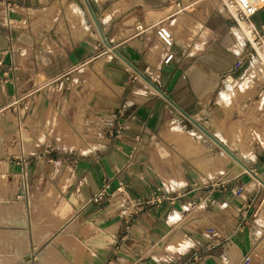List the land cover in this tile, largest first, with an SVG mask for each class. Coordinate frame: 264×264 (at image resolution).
I'll list each match as a JSON object with an SVG mask.
<instances>
[{"label": "crops", "instance_id": "crops-1", "mask_svg": "<svg viewBox=\"0 0 264 264\" xmlns=\"http://www.w3.org/2000/svg\"><path fill=\"white\" fill-rule=\"evenodd\" d=\"M55 1L0 0V100L20 98L0 114V237L26 236L24 250L0 243V264H264V146L210 134L225 159L200 130L229 77L263 95L236 22L207 0L195 13L184 0H59L63 32L42 12ZM251 20L259 29L264 8ZM105 178L169 200L126 220L121 195L92 202Z\"/></svg>", "mask_w": 264, "mask_h": 264}, {"label": "rangeland", "instance_id": "rangeland-1", "mask_svg": "<svg viewBox=\"0 0 264 264\" xmlns=\"http://www.w3.org/2000/svg\"><path fill=\"white\" fill-rule=\"evenodd\" d=\"M207 1L213 2L214 9H218L222 11L225 15H227L226 11L223 8L222 0H207ZM196 2L197 0H184L183 1L185 6L192 13H195V3ZM60 3L61 2H59V0H56L50 8L44 9L42 12L48 14L49 17L54 21L52 25L53 24L57 25L58 23L59 25L57 26V29L59 31L61 30L65 32L66 26H65L64 19L62 17V9H61ZM64 6L66 7V9L68 8L67 5L64 4ZM29 13L33 19H35L37 15H41V13H37L34 10H30ZM55 21H57V23H55ZM182 24L183 23L181 22L179 25L180 28H182ZM79 25H81V23ZM246 26H247V30L250 32L251 30L250 26L249 25H246ZM50 27L51 26H49L48 29ZM34 29L36 30L37 27H35ZM195 30L196 28H194L193 31ZM234 31L236 35L238 36V40L240 41V44H243L248 39L245 29L237 25L235 26ZM85 33H88L87 29L82 28L81 33H79L78 35H75L77 40L81 38V36L84 35ZM206 37H207V32L205 31L204 38ZM108 58H110V56H107L105 59H108ZM252 61L254 63V65L252 66L254 67L256 66L258 68L259 67L258 62L254 59H252ZM100 62L104 63L103 60H101ZM101 65L102 64L96 63V69L100 70ZM254 67L252 69H254ZM252 77L253 75H251V79H253ZM256 78L262 79L263 84H264V76H256ZM94 79L97 80V87L100 88L102 83L96 77ZM229 81L233 82L232 84L233 87L231 86L233 89H232V92H230L229 89H227L230 87L228 86L226 89H224V91L221 92L220 99L223 98V102L218 101L219 104H221L220 105L221 113L217 112V109H214V111H212L213 108L211 107L208 111L207 119L203 121V124H202L203 128L202 127L200 128L203 135L212 143V145L218 148L220 152H222V154L219 155V157L225 158V159H231V157L225 155L224 150H222L217 145V143L213 140L212 135L216 137V135H218L217 133H222L224 136H233L234 138L240 140V141H237V140L236 141L238 145L240 146H241V143H243L242 145L243 148H241V151H243V153H244V150L245 152H248V151L250 152L253 146L257 143L259 145L264 146V92L261 98L258 99L257 96L260 95V93L255 88V85L253 83L251 86H249L250 80L248 79L238 80L235 77H229L228 82ZM228 92L230 93L228 94L227 99L222 97L224 93H228ZM15 97H18V96H15ZM248 99H250V101H248ZM182 135L187 136L184 133H182ZM180 139L182 138H175V137L169 136V137H165L164 140H166L168 143H174L177 149H183V147H185V144L183 143V140H180ZM219 140L221 141L220 146L222 144L223 146L224 145L226 146V144H228L227 141L225 140H222V139H219ZM192 146H195V148H200L201 144L198 142H194V144L192 143ZM189 148L191 147L189 146ZM204 150L206 149L204 148ZM236 164L237 166L239 165L238 163ZM240 169L244 170L242 166H240ZM115 189H112V186H111V190H115ZM13 222H14L13 224L15 225L20 224L17 220H14ZM9 236L8 234L5 236L1 235L0 243L2 244V246H5L6 248L7 247L11 248L12 246L16 245L21 250H24L23 247L25 246L24 245L25 238H26L25 235H22L19 232L11 231ZM24 248H26V246ZM14 256L15 255L12 254L11 257L14 258Z\"/></svg>", "mask_w": 264, "mask_h": 264}, {"label": "built area", "instance_id": "built-area-1", "mask_svg": "<svg viewBox=\"0 0 264 264\" xmlns=\"http://www.w3.org/2000/svg\"><path fill=\"white\" fill-rule=\"evenodd\" d=\"M222 3L227 16L233 19L239 27L246 30L248 36L247 40L251 48L252 59L258 62L259 67H264V24L257 29L251 20L254 14L264 8V0H222ZM6 6L8 10L15 7L14 3L11 1H7ZM243 24L250 26V32L243 26ZM157 32L164 44L167 46L173 45L172 32L165 23L160 22L158 24ZM173 56L174 53L172 52L167 54L166 62H169ZM19 102V97H14L10 101L0 100V114H3L8 109L18 108ZM122 130L123 126H119L116 136H120ZM32 161V158L23 157L21 166L25 169ZM117 194L123 197L120 217L126 220H130L142 212L150 210L151 208L160 207L164 202L169 200V197L166 195L162 187L157 188L156 192H154V194L150 197L132 198L129 196L124 182L120 181L116 186V189L111 190L110 179L105 178L100 190L92 197V202L101 204L110 200ZM20 196L21 195H18V197Z\"/></svg>", "mask_w": 264, "mask_h": 264}, {"label": "bare ground", "instance_id": "bare-ground-1", "mask_svg": "<svg viewBox=\"0 0 264 264\" xmlns=\"http://www.w3.org/2000/svg\"><path fill=\"white\" fill-rule=\"evenodd\" d=\"M243 26L247 29V26H246V24H243ZM256 68V67H255ZM259 68V67H258ZM262 68V70H261V72H262V74H263V76H264V67L262 66L261 67ZM256 70H257V68H256ZM260 70V69H259ZM251 73V72H250ZM261 74V73H260ZM261 74V75H262ZM254 76V75H253ZM232 88V87H231ZM223 96L225 97V98H227L228 97V94L227 93H224L223 94Z\"/></svg>", "mask_w": 264, "mask_h": 264}]
</instances>
